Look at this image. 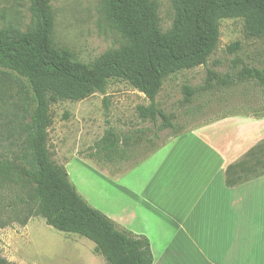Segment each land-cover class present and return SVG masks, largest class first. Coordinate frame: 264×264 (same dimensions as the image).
<instances>
[{"label":"trees","instance_id":"16d2710c","mask_svg":"<svg viewBox=\"0 0 264 264\" xmlns=\"http://www.w3.org/2000/svg\"><path fill=\"white\" fill-rule=\"evenodd\" d=\"M27 1L31 26L26 31L12 26L0 29V71L22 78L27 95L18 153L0 156V230L14 224L25 227L32 219L42 218L61 233L92 241L95 253L107 264H154L150 240L121 230L91 207L70 183L67 171L52 161L48 149L51 106L105 94L112 81L121 80L149 100V106L138 108L142 120L154 126L161 120L159 131H176L177 116L156 102L164 81L208 63L220 43L221 20L242 18L251 36H264V0H171L174 20L165 33L154 0H104L105 19L123 42L92 64L76 61L69 50L55 44L52 0ZM237 84L264 92V69L244 66L236 77L209 71L201 88L184 86V102L191 104L199 93ZM179 134L175 132V137ZM141 135L121 136L108 129L89 158L104 164L130 161L144 142L145 132ZM263 176L264 140L228 167L226 184L237 187ZM0 264L8 263L0 257Z\"/></svg>","mask_w":264,"mask_h":264},{"label":"rangeland","instance_id":"374dc122","mask_svg":"<svg viewBox=\"0 0 264 264\" xmlns=\"http://www.w3.org/2000/svg\"><path fill=\"white\" fill-rule=\"evenodd\" d=\"M154 1L158 5L160 28L165 33L174 20L171 0ZM103 3L104 0H52L54 42L57 47L69 50L76 61L92 64L123 42L107 23ZM31 24L29 1L0 0V29L12 26L26 31ZM219 26L220 43L208 63L168 77L156 98L160 109L177 116L176 131H159L161 120L158 126L142 120L138 108L149 106V100L121 80L112 81L105 94L96 93L80 102L61 101L51 106L53 123L48 130V149L52 161L67 171L78 194L118 228L134 235L148 232L156 255L173 240V246L193 249L184 235L168 231L165 216L158 212L147 214L148 207L143 204L144 213H141V204L137 202L140 196L143 201L154 198L165 202L163 184L168 185L167 172L164 176L157 172L163 163L167 170V161L173 153L170 142L175 132L231 136L235 130H220L223 127L217 123L236 117L264 118V92L253 85L237 84L212 93H199L191 104L184 102V86L201 88L209 71L222 77H236L244 66L264 69V36H251L242 18L221 20ZM26 98L24 80L14 73L0 71V156L11 157L18 153L23 141L20 128ZM108 129L133 137L145 132L136 156L116 164L89 158L92 148ZM155 146L159 149L147 155ZM174 161L181 162L172 160V172L176 169ZM155 175L157 179L151 187ZM175 182L174 177L169 180L181 200L183 184L181 186L177 179ZM159 185H163V192L159 191ZM135 211L136 217L133 216ZM94 249L92 241L61 233L42 218L32 219L25 227L14 224L0 230V257L8 264H107Z\"/></svg>","mask_w":264,"mask_h":264},{"label":"crops","instance_id":"0c3cea01","mask_svg":"<svg viewBox=\"0 0 264 264\" xmlns=\"http://www.w3.org/2000/svg\"><path fill=\"white\" fill-rule=\"evenodd\" d=\"M217 125L235 131L231 136L188 133L172 139L167 170L163 163L157 172H167L165 202L137 197L141 213L143 204L147 214L165 216L168 231L184 235L193 246H173V240L156 255L151 236L141 232L151 242L154 264H264V176L237 187L226 184L228 167L264 140V118L236 117ZM172 160H181L174 161L173 172ZM173 177L183 184L181 200L169 183ZM163 185L158 186L161 192Z\"/></svg>","mask_w":264,"mask_h":264}]
</instances>
